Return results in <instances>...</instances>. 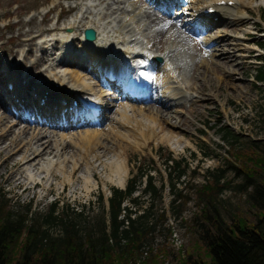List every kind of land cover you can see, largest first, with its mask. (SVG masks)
<instances>
[{"label":"rangeland","instance_id":"obj_1","mask_svg":"<svg viewBox=\"0 0 264 264\" xmlns=\"http://www.w3.org/2000/svg\"><path fill=\"white\" fill-rule=\"evenodd\" d=\"M252 2L254 4L251 6L253 7V11L250 13L252 17H248V22L255 21L256 25L251 28V23H246L242 25V30L232 32L234 35H248L247 38L238 42L241 46L246 44L252 48L249 52L241 50V48L236 50L237 54L233 65H231L234 68L232 76H228L221 69H210L211 66L217 67L214 62L212 63L213 56L203 53L207 44L201 42L195 35L189 37V44H187L192 52L181 50L180 53L175 51L173 54L179 65L175 73L178 74V69L181 71L179 77L181 76L183 88L184 85H191L190 88H187V93L195 96L187 103L189 105H174L172 108L173 114L177 118H183V123L175 127H168L175 133L171 136L170 141L174 140L177 135L181 136L182 139H185L181 147L170 146L168 140L156 142V137L151 138L140 148L130 144L123 146L110 134L112 125H116L115 121H111L110 116H117L116 110L120 104L105 97L108 103L97 125H78L67 129L53 128L52 130L57 133L55 136L58 139L63 137L70 140L69 154L74 157L82 155V152L79 151L83 148L79 144L80 134L85 133L88 129L101 131L98 135H102L103 138L100 137L102 141L112 146V149L107 148L106 154V151L91 150L85 154V159L87 157L89 161L94 160V154L100 153V160L104 163L106 160L104 158L114 157V154L119 153L120 158H125L128 170L124 184L103 183V178L98 176L96 178L97 186L88 194H84L82 182H78L73 190H70L66 185L57 192L56 187L59 186L58 182L61 176L59 173L60 176L52 178V184L48 188L46 184L45 188L36 187L23 190L22 186L12 187L11 183L6 181L5 173L10 169L8 163L4 173L0 175V200L7 202L15 213H26L28 224H41L42 216L46 213L49 204L56 202L59 209L72 207L78 211H84L86 221H82L81 224L88 227L89 222L101 212L98 194L102 193L107 198L111 186L124 188L127 180L138 171L136 169L138 165L140 174L136 178L138 181L135 183L132 197H135V202L140 205L133 202L135 212L133 211L130 216L135 218V223L149 228L144 244L136 255H140L143 246L151 247L150 253L160 252L161 264H177L182 256L184 258L188 254L197 256V254L206 253L205 246L199 239V223L205 220L203 212L206 210L212 213L213 207L205 204L207 200L205 199L204 202L197 191L202 184L213 182L215 178L213 173L218 174L219 190L214 194H217L214 203L220 216L227 223L231 222L233 216L236 215L248 219L249 222H254L257 210L251 206L246 192L237 188V185L243 180V174L235 168L242 166L245 170L249 169L251 166L246 167V164L241 163V159L250 165L255 160L257 152L264 155V82L257 81L254 77L256 69L264 68V49L259 45L264 41V1L253 0ZM258 2L262 3L257 7L255 4ZM136 3L138 4L136 0H127V7L132 12L139 13L140 5L137 6ZM84 8V0H0V56L12 55L11 59L15 64L22 61V64L16 65L17 72L23 70L31 72L34 76L39 71L45 70L51 62L48 58L60 56L58 43L55 44L52 51L50 44H46L51 52L48 55L42 51L39 38H34L32 44H20L18 40L24 37L21 32L32 35L43 30L47 31V28L52 26L63 24L68 26V23L78 17ZM240 10L244 11L241 5ZM45 13H47V17H44ZM251 30L252 33H250ZM117 33L118 31L115 32V34ZM206 36H208V32ZM46 37L48 36L44 38ZM151 37L153 41H157L161 51H164L166 37ZM231 38L230 40H235L233 37ZM202 40L205 39L202 38ZM191 41H197L201 47L194 48V43ZM29 47H31V53L23 58V51ZM17 49L19 52L16 56L7 51L16 52ZM37 57L42 59L40 66L37 69H31L29 63ZM204 57L207 62H203ZM62 69L70 68L63 67ZM70 73L79 74L90 81L98 95L104 93L95 79H92L86 71L75 68L72 72L68 71L65 77ZM158 78L159 75L155 74L156 82H159ZM175 78L177 79V77ZM216 84L218 90L214 91L215 94L213 90ZM165 101L164 104L168 102L167 99ZM160 108L161 105H156V107L144 110L147 114H151L148 113L151 111L154 113L152 115L158 116ZM0 114L6 115L7 113L3 108H0ZM141 115L137 114V117L144 119ZM23 122L19 125L37 124L26 119ZM133 123L131 121L129 125L136 129L138 125L135 126ZM127 128L120 126V130L123 131ZM165 131L163 130L159 134ZM225 131H230L236 140L232 142L233 138L229 135L224 137ZM128 137L133 139L131 135ZM111 141H114L115 144H112ZM243 152L250 153L252 159L243 157L241 154ZM168 158L178 160L182 163L181 166L176 167L173 161V164L166 162L164 168L162 161ZM97 162L98 160H95L93 163L101 173L99 169L101 166ZM69 165L70 163H67L64 169H69ZM109 167L111 169L103 167V176L113 172V167ZM182 168L184 169L183 173ZM150 173H153L151 182L159 192L151 193L145 190ZM145 174L148 175V178ZM130 201L127 200L124 204L130 205ZM49 232L52 235L59 234V226H53ZM178 243L182 244L180 250H177L176 247Z\"/></svg>","mask_w":264,"mask_h":264},{"label":"bare ground","instance_id":"obj_2","mask_svg":"<svg viewBox=\"0 0 264 264\" xmlns=\"http://www.w3.org/2000/svg\"><path fill=\"white\" fill-rule=\"evenodd\" d=\"M231 1L234 3L233 6L218 5L220 0H190L187 2L183 14L181 13L182 9H177L174 13L169 15V11L164 9L162 12L158 11L162 8L158 6V4H152V2L146 3L148 2L147 0H136L140 5L139 13L132 12L127 7V0H89L85 3V8L79 18H75L73 21L69 22L67 27H59L60 31L56 36L59 38L58 48L60 49L62 44L67 46L70 32H73L75 35H71V42H75L77 48H80L81 51L92 54L83 56V58H87L86 67L84 68L86 69L89 67L88 70L93 71L102 68L105 73L110 66V73L108 75L116 76L120 73L122 81H125V78L138 79L139 76L134 70H136V67H139V63H142L140 61L146 53H153L154 55L161 56L162 59L163 57L165 58L161 69L163 73L162 81L166 82L167 78L171 76L173 68H179L178 61L174 59V52L180 53L179 51L181 50L192 52V49L187 45L190 40V36L187 34L194 32L192 28L196 27L201 21L205 23V26L207 25L209 28L213 27L212 31L207 30L210 31L208 36L210 42L208 44L209 47L206 48L207 51L204 53H209V56H213L212 59L214 60H212V63L214 62L215 66H217H211L210 69H221L226 72L228 76H232L234 68L231 65H233V61L236 57V50H240L241 48V50H247V52H249L252 48L246 44L241 46L238 42L247 38L248 35H234L232 32H238L243 29V24L251 23L248 22V17H252L250 13L253 11V7L251 6H254V4L252 2L253 0ZM261 3L262 2H258L255 5L258 7ZM103 4L104 7L101 6ZM209 5L215 6L219 11L216 21L198 13L200 9ZM240 5L243 6L244 11L240 10ZM163 14L167 15V17ZM168 16L169 20L167 23H163L164 19H168ZM171 16L174 17V19H170ZM44 17H47V13H45ZM178 20H181V22L176 24L174 21ZM102 23H104L103 26ZM219 23H222V27L216 26ZM250 25L251 28H253L256 22L253 21ZM108 26H111V28L107 29ZM87 27H93L96 30L97 36L94 40L81 37V30ZM52 29L54 28H47V36L54 33ZM112 30H114V32L118 31L116 34L117 38L115 37L116 35L112 36V34H110L109 31ZM45 32L46 30H43L38 33H33L32 35L21 32L24 34V37H21L18 42L20 44L22 43V45L24 43L32 44L34 38H40V40H43L42 43H44L43 48L48 49L46 44L49 43L52 50L55 48L57 39L54 38V36L44 39ZM250 33H252V30ZM101 34L105 36L100 38ZM151 36L156 38L162 36L166 37L164 41V51H161L159 44L157 41H153ZM231 37L235 40H230L232 39ZM103 40L107 46L104 45L103 48L99 46L95 47L97 42L102 43ZM191 42L194 43V48L198 49L200 47L199 43L195 41ZM118 43L124 44L126 48L130 50L135 49V57H133L132 54L116 50ZM139 45H143V47H139ZM9 51L11 54H17L19 52L18 49L16 52ZM67 52L74 53L73 50L70 51L67 49V51H61L60 55L66 56ZM30 53L31 47L23 51L25 57ZM58 58L59 63L72 64V66H67L66 68L80 66L74 61L76 57H68L67 60H64V57ZM39 59L41 60V58ZM39 59L30 64L31 69L38 68L40 65ZM203 62H207L205 57ZM20 64L22 63L19 62L15 65ZM10 65L11 63H8L6 68L8 69ZM50 65L55 71L45 69L37 73L49 71L52 76V79L48 82L45 81V85H39L38 93L31 90V85H36L34 84V80L27 78V74L23 73V71L16 73V66L13 71H8L5 77L0 75V87H3L4 79L8 78L7 82H13V88L10 91L15 94L12 96L8 94V89L4 92L8 96L7 100L10 103L7 102L6 104H2V106L5 107V110H10V113L6 115L0 114V175L4 173V169L9 163L10 169L5 173L6 181L11 183L12 187L22 186L23 190H30L36 187L45 188L46 184L48 188L52 184V178L60 176L59 173H61V176L58 182L59 186L57 185L58 187H56V189H58L57 192L66 185L70 190H73L78 182H82L84 194H88L97 186L98 180L96 178H98V176L103 178V183L124 184L128 170L126 168L125 158H120L119 153L116 155L114 154V157L107 156L104 158L106 159L104 163L100 160V153L94 154V160L89 161L87 157L85 159V154L91 150L99 152L106 151V154L108 152L106 150L107 148L112 149V146L102 141L100 137L103 138V136L98 135L101 131L97 129H88L85 133L80 134L79 144L83 146V148L79 149V151L82 152V155L74 157L72 154H69L70 150L68 146L71 145L70 140L63 137L58 139L55 136L57 133H54L53 130H50V127H48L47 124L58 125L56 127H59L61 123L58 119L53 117L54 114L59 113V110L52 109V105L56 102L54 98L56 95L62 96L64 99L76 98L85 101L95 99L104 107L108 103L105 97L95 94L91 82L86 81L83 76L70 73L69 76L65 77L70 69L63 70V73L57 74L60 69L53 67V63ZM178 72L181 75L179 69ZM172 77L174 76L172 75ZM24 79H27V81L23 84L22 81ZM56 82H58V86L55 85ZM175 82L176 86L174 88L171 84L169 85L171 86L170 88L173 89L170 95H167L171 103L166 105L165 109H158V116L152 115L154 113L151 111L148 112L151 114L145 112L144 109H151V107L146 108L144 106L141 108L142 106H136L131 103H120L119 108L116 110L118 113L117 116H110L112 119L111 121H115L116 123V125H112V131L110 132L114 139H116L117 142H121L123 146L130 144L131 146L140 148L151 138L156 137V142L168 140L170 146H175L176 148H179V146L181 147L185 139L177 135L174 140L170 141L171 136L175 133L168 127H175L183 123L182 117L177 118L173 114V106L181 104L182 101L187 102L191 99L186 98L188 94L184 90L180 91L179 86H177L179 84L177 79ZM185 86L186 88L191 87V85ZM217 90L218 87L216 84L213 93ZM192 96L193 95L190 97L192 98ZM43 97L45 98V103L44 105H40L37 98L40 100V98ZM4 99L6 98L4 97ZM223 100L221 101L222 104ZM19 105L22 108H20ZM27 108L33 110L35 120L38 124H45L47 127L30 124H23L20 126V121L27 119L31 115L30 112L27 111ZM137 114H142L141 116H143L145 120L142 117H137ZM94 120H97V118H94L92 121ZM131 121L132 123L134 122L133 124L135 126L138 125L136 129L131 128L129 125ZM120 126L128 128L123 131L120 130ZM163 130L166 131L159 134V132H163ZM128 135H131L133 139L128 137ZM111 143L115 144L114 141H111ZM121 144L119 143V146H121ZM186 144H188V142H186ZM95 160H98L97 164L101 166V168L99 167L101 173H99L98 167L94 165ZM67 163H70L69 169H64ZM109 166L113 167V172L110 174L106 173L103 176V167L111 169Z\"/></svg>","mask_w":264,"mask_h":264},{"label":"trees","instance_id":"obj_3","mask_svg":"<svg viewBox=\"0 0 264 264\" xmlns=\"http://www.w3.org/2000/svg\"><path fill=\"white\" fill-rule=\"evenodd\" d=\"M256 77L264 80V69H260ZM228 135L233 138L232 142L236 140L230 131H225L223 136ZM241 154L252 159L250 153ZM240 161L251 167L246 170L242 166L235 167L243 174L237 188L246 192L251 206L256 208L255 221L236 215L227 223L220 216L214 203L217 196L214 194L219 190L218 174L213 173V182L202 184L197 191L204 202L207 200L205 204L213 207L212 213L203 212L205 220L199 223V239L206 253L188 254L177 264H264V155L257 152L250 165L243 159ZM178 162L176 165L180 166ZM135 181V178L129 179L125 189L111 188L107 210L109 224L99 194L101 214L96 215L88 227L81 224L86 221L84 211L72 207L59 209L56 202L49 205L41 224H28L26 213H15L7 202L0 200V264H161L160 252L150 253L151 248L144 255L141 252L136 255L149 227L135 223V218L130 216L132 208L121 205L125 197L140 205L131 196ZM145 190L158 191L151 177ZM123 208L125 218L120 216ZM53 226H59V234L49 232Z\"/></svg>","mask_w":264,"mask_h":264},{"label":"water","instance_id":"obj_4","mask_svg":"<svg viewBox=\"0 0 264 264\" xmlns=\"http://www.w3.org/2000/svg\"><path fill=\"white\" fill-rule=\"evenodd\" d=\"M85 36H86V38H88V39H93V38L95 37V32H94V30L91 29V28L86 29V30H85Z\"/></svg>","mask_w":264,"mask_h":264}]
</instances>
